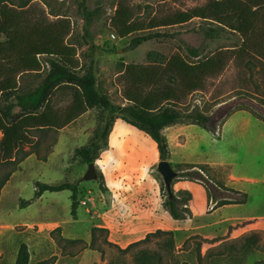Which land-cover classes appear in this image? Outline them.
<instances>
[{
    "label": "rangeland",
    "instance_id": "1",
    "mask_svg": "<svg viewBox=\"0 0 264 264\" xmlns=\"http://www.w3.org/2000/svg\"><path fill=\"white\" fill-rule=\"evenodd\" d=\"M121 1H87L90 10L99 12L92 23L90 35L87 34L86 21L79 10L78 0H5V4L13 10L23 11L33 22L52 24L68 20L71 33L67 44L77 50L82 71L90 64V47L104 48L106 51H94L97 87L118 106L128 105L124 96L123 75L128 65L148 64L149 57L162 62L178 54L195 63L219 51L236 52L242 45V38L238 34L219 29L221 36H216L208 31L217 25L195 19L182 26L149 29L147 34H159V37L132 48L131 41L135 36L120 40L112 28V20ZM124 1L134 9L137 20L148 24L150 19L159 21L177 12L201 8L214 0ZM190 50H194L197 57ZM42 64L38 75L21 79L22 86L35 89L41 84L50 70L46 58H42ZM262 92L264 78L259 69L250 71L233 59L222 74L207 81L203 90L190 95L184 109L211 116L212 125L217 128L218 134L188 123H180L167 131L165 134L170 136L185 132L192 137L184 153L176 139L171 141L169 162L173 169L176 171L179 165L189 162L211 163L219 159L221 150L228 153L229 146L220 142L223 129L229 131V124L224 127L231 116L238 112L237 109H246L241 111L257 119L264 118ZM72 103L73 93L70 89L56 92L53 106L57 110L64 111ZM106 115L101 109L90 110L59 131L58 143L50 155L52 159L49 164H44L32 155L14 173L0 195V264H16L22 243L29 246L30 264H259L264 261V250L249 253L242 250L245 238L250 235H256L258 243L264 246V233L260 236H242L239 232L241 227L246 226V219L233 218L250 217L258 213L253 208L264 203V156L261 159L255 157V160L251 158V166L238 168L239 176L257 181L253 185L244 179L240 184L249 194L250 207L231 211L230 217L221 211H212L210 205V209L204 210L202 216L180 222L173 229L161 217L162 227L159 230L174 233V246L169 245V237L164 235H154L148 241L132 247L140 241L122 242L123 238H131L135 234L130 233L132 226H127L128 222L125 224L127 218H132L130 208L149 204H156L160 208L164 181L158 172L160 159L156 144L138 130L130 132L116 128L117 124L123 123L122 120L115 123L108 150L101 153L95 162L97 180H84L88 166L80 159H73L74 151L92 142L96 132L104 125ZM245 154L246 150L241 149L239 156L243 158ZM130 160L138 163L139 167L132 169ZM100 173L105 180L106 193L100 190ZM148 174L153 177L152 184L142 186ZM37 182L51 185L79 182L78 221H73L71 217L70 191L46 193L42 203H36V200L29 207L21 209V201L34 199ZM87 196H91L94 203L84 206L82 201ZM124 209L127 214L122 211ZM101 224L110 229L106 228L109 234H98L95 247L102 249V252H98L90 247L91 235L93 228ZM59 227L60 232L56 231ZM139 234L143 236L141 241L146 239L147 235ZM53 236L78 240L77 244L62 242L66 252H73L76 256L63 255ZM85 246L87 249L80 251Z\"/></svg>",
    "mask_w": 264,
    "mask_h": 264
},
{
    "label": "trees",
    "instance_id": "2",
    "mask_svg": "<svg viewBox=\"0 0 264 264\" xmlns=\"http://www.w3.org/2000/svg\"><path fill=\"white\" fill-rule=\"evenodd\" d=\"M87 1L78 0V6L86 21L87 34L90 35L92 23L99 12L90 10ZM5 3V0H0V195L14 173L30 156L35 155L39 161L48 162L58 143L59 131L76 122L90 110L104 111L107 114L106 121L88 146L74 151L73 159H80L87 166L94 164L101 153L108 150L109 137L115 123L122 120L124 124L152 139L157 145L160 161H169L171 152L165 135L166 129L180 123H188L214 135L218 134L217 128L212 125L211 116L200 111L184 109L190 95L203 90L207 81L222 74L233 59L250 71L259 69L264 78V0H214L201 8L177 12L159 21L150 19L148 24L137 20L134 9L126 1H121L113 17L112 28L120 40L135 36L131 41L132 48L159 37V34H147L149 29L182 26L195 19L217 25L208 31L216 36H221L219 29H222L242 38V45L236 52L219 51L195 63L178 54L162 62L149 57L148 64L126 66L123 74L124 96L128 103L126 106L114 104L97 87L94 51H106L104 48L94 45L90 47V64L82 71L77 50L67 44L71 33L68 20L52 24L33 22L23 11L13 10ZM190 52L197 57L194 50ZM42 58L47 59L49 72L35 89L25 88L21 79L38 75L42 70ZM61 89H70L73 93V103L64 111L53 106L56 92ZM262 94L264 95V92ZM241 110L246 109L236 111ZM259 119L264 121V118ZM176 173L177 178L173 185L177 181L200 184L207 192L212 209L244 205L248 202L246 193L223 184L220 174L208 163L181 164ZM99 182L101 192H108L101 173ZM35 189L34 199L21 201V209L29 207L45 193L70 191L71 217L75 221L78 220L79 182L59 185L37 182ZM161 196L163 208L174 220L186 221L193 218L189 207L192 200L190 192H176L173 186L168 190L165 184H162ZM56 231L60 232L61 228ZM99 233L109 234V230L93 228L90 247L102 252L100 247H95ZM154 235L168 236L169 245L174 246V233L158 230L130 247L148 241ZM53 239L63 251V255L76 256L73 252H66L62 242L77 244L78 240L66 239L63 236H53ZM86 249L85 246L80 251ZM242 250L249 253L264 250V246L258 243L256 235H250L245 238ZM30 262L29 246L22 243L16 264ZM259 264H264V261Z\"/></svg>",
    "mask_w": 264,
    "mask_h": 264
},
{
    "label": "crops",
    "instance_id": "3",
    "mask_svg": "<svg viewBox=\"0 0 264 264\" xmlns=\"http://www.w3.org/2000/svg\"><path fill=\"white\" fill-rule=\"evenodd\" d=\"M228 124H229V131L227 132L226 129H223L220 135V142L221 143L224 142L225 145L229 146V152L223 153V151L221 150L219 154V159L208 164H210L211 167L220 174L221 176L220 181L223 184L237 191L246 193L248 195V198L250 199L247 190L240 187L241 182H244L245 178L239 176L240 170H238V168L241 169L245 166H251V164L249 163L251 158L253 160H255L254 159L255 157L258 159L263 158L264 121L255 118L254 116H252L247 112L238 111L231 116V118L229 119L228 123L224 128H226ZM118 127L121 130L124 131L128 130L130 132L137 130L124 123L117 124L116 128ZM174 127L166 129L165 133H167V131H169L170 129H174ZM165 135L167 136L169 142L171 154H172L171 151L172 140L176 139L177 145L180 146L182 152L184 153V151L188 149V145L192 138L191 136H187L185 132H180V134L178 135L175 134L172 136L167 134ZM111 146L113 147V144H111ZM241 149L246 150V154L243 158L239 156V152L241 151ZM51 159L52 156L49 157L48 162L46 163L43 162V163L49 164ZM201 163H207V162H189V164H201ZM130 167L132 169H137V167H139V164L138 163L136 164L130 160ZM145 178L146 179L144 180V184L142 186H147L152 184L151 180L153 179V177L151 176V174H148L147 177ZM245 181L251 184L257 182L254 179H249V180L245 179ZM173 189L176 192L187 191L191 193L192 200L190 201L189 207L193 213V218L202 216L204 210L210 209L207 192L205 188L200 184L190 181H177L173 185ZM45 194L40 199H38L36 203H42V201L45 198ZM248 202L244 205H228L221 208L213 209L212 211L214 212L221 211L223 212V214L232 217L230 215L231 211H238L245 207H250L248 206ZM132 208H134V209L130 208V211L133 212L131 214L132 218L131 219L127 218L125 224L126 222H128L126 225L132 226V231L130 233H135V234L134 235L132 234L133 236L131 238L129 236L127 238H123L122 242L124 243L126 242L130 243L132 242V240L141 241V238L143 236L140 235L139 233L148 236L149 234H152L153 232L161 229L162 227L161 217L165 218L170 223V229H173V227L178 226V223L184 222V221L174 220L169 214V212H167L163 208L162 204L160 205V208L156 204L155 205L153 204V206L149 204L145 207L141 205L139 207H132ZM257 208H253V211H255L256 209V212L258 213H253L250 217L233 216V218L246 219L245 220L246 226L241 227L242 230L241 232H239L242 236H247L249 234H257L258 236H260L261 233H264V203L260 204V206H257ZM122 211L125 212V214H127V211H125V209ZM96 227L110 229L109 226H104L102 224L97 225Z\"/></svg>",
    "mask_w": 264,
    "mask_h": 264
},
{
    "label": "water",
    "instance_id": "4",
    "mask_svg": "<svg viewBox=\"0 0 264 264\" xmlns=\"http://www.w3.org/2000/svg\"><path fill=\"white\" fill-rule=\"evenodd\" d=\"M158 172L162 176L164 184L168 190L172 189L173 181L177 178V173L171 166L169 161H159ZM98 174L96 171V164H89L88 171L84 176V180L87 182L96 181Z\"/></svg>",
    "mask_w": 264,
    "mask_h": 264
},
{
    "label": "built area",
    "instance_id": "5",
    "mask_svg": "<svg viewBox=\"0 0 264 264\" xmlns=\"http://www.w3.org/2000/svg\"><path fill=\"white\" fill-rule=\"evenodd\" d=\"M113 38H115V36H113ZM94 203V199L91 196H87L84 198V200L82 201V205L87 206L88 204H92Z\"/></svg>",
    "mask_w": 264,
    "mask_h": 264
}]
</instances>
